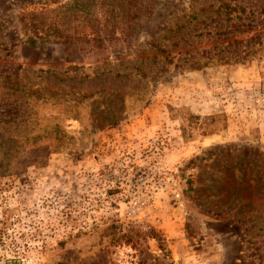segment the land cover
<instances>
[{
	"label": "rangeland",
	"instance_id": "374dc122",
	"mask_svg": "<svg viewBox=\"0 0 264 264\" xmlns=\"http://www.w3.org/2000/svg\"><path fill=\"white\" fill-rule=\"evenodd\" d=\"M51 1L0 0V264H264V0L45 13L73 51Z\"/></svg>",
	"mask_w": 264,
	"mask_h": 264
},
{
	"label": "trees",
	"instance_id": "16d2710c",
	"mask_svg": "<svg viewBox=\"0 0 264 264\" xmlns=\"http://www.w3.org/2000/svg\"><path fill=\"white\" fill-rule=\"evenodd\" d=\"M120 1L121 0L116 3L113 2L112 4H104L106 0H73L71 1V3L64 5L61 4L60 1L53 0L51 1V3L57 4V9L50 10L48 8H42L39 12L22 11L19 14V23L25 33L30 29L33 30L35 36L27 37V41L31 45L36 44V39H40L44 42H50L51 40H48L47 37L55 35L56 37L60 38H57V40H52L53 42L62 45L65 51H73L74 46L77 45V40H75L72 35L66 34V30H68L69 28L68 25L64 24H67L70 17H75L76 12L80 11L81 16L79 17L81 18V23L84 27H87L90 31H92L91 42L97 43V47L99 49L105 50L108 47L107 44H110V40L104 36V33H107L109 28H112V30H119L121 28V25L123 24V21H127L124 20L123 1L122 4ZM44 5L45 7H49V4ZM100 7H105L101 11V13L103 15L109 14L111 16V19L114 20V22H112L111 24L105 22V20L101 22V19L98 18L96 11ZM65 10L69 12V15H63L64 24L59 23L60 19H62L59 15L55 16L56 21H47L48 18L46 17L45 13L56 12L60 14V12H65ZM60 25L64 26L63 30H61ZM40 32H42L43 35L40 34ZM111 39H113L114 41H119V38L115 37L114 35ZM259 47H262V45L259 44Z\"/></svg>",
	"mask_w": 264,
	"mask_h": 264
}]
</instances>
